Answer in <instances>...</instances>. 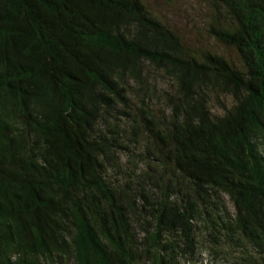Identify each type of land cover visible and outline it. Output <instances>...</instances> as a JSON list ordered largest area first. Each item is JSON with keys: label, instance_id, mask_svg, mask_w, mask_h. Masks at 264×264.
Instances as JSON below:
<instances>
[{"label": "trees", "instance_id": "1", "mask_svg": "<svg viewBox=\"0 0 264 264\" xmlns=\"http://www.w3.org/2000/svg\"><path fill=\"white\" fill-rule=\"evenodd\" d=\"M197 2L0 0V264H264V0Z\"/></svg>", "mask_w": 264, "mask_h": 264}, {"label": "rangeland", "instance_id": "2", "mask_svg": "<svg viewBox=\"0 0 264 264\" xmlns=\"http://www.w3.org/2000/svg\"><path fill=\"white\" fill-rule=\"evenodd\" d=\"M149 2H151L152 4L154 3L157 6H160L161 11L170 16L171 21L175 20V14L176 12H178L179 7H182L183 9L182 11H185V10L192 11L193 10L194 13L196 14V17H197L196 19L198 21L200 18L203 17V13L201 12V8L198 5L197 0H177L176 4H173V5H171L168 0L167 1L166 0H149ZM196 5L199 7H197L196 9H193L192 6H196ZM180 23L183 25L184 30H187L190 34H192L186 18L181 19ZM189 36H191L193 41H196L198 39L197 36L200 37V34H192ZM204 257L206 258V260H204L201 264H222L221 262H219V260H217L213 256H210L209 254L204 255Z\"/></svg>", "mask_w": 264, "mask_h": 264}]
</instances>
